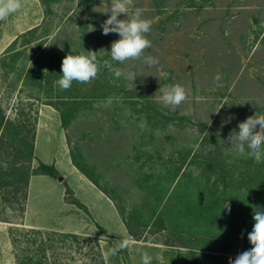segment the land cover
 Wrapping results in <instances>:
<instances>
[{
    "label": "rangeland",
    "instance_id": "rangeland-1",
    "mask_svg": "<svg viewBox=\"0 0 264 264\" xmlns=\"http://www.w3.org/2000/svg\"><path fill=\"white\" fill-rule=\"evenodd\" d=\"M108 2L22 0L19 12L0 21V61L13 42L8 39L36 28L19 39L16 47L24 52L15 69L9 74L0 69V104L12 119L0 125V264H18L11 232L17 226L54 232L45 237L54 243L48 254L57 264H141L142 252L152 257L151 264H230L243 251L238 229L250 233L254 208L264 210V163L256 164L247 150L242 155L228 141L240 122L264 115V0H133L128 17L118 18L143 9L152 22L147 34L152 46L144 55L158 58L154 66L111 59V43L120 37L102 34L108 16L101 11ZM25 41L29 44L22 46ZM86 51L96 52L100 72L91 83L73 82L66 94L56 84L62 60ZM104 61L134 73L135 81L115 78ZM27 69H43L52 83L42 89ZM177 83L188 98L176 109L165 108L159 88ZM71 93L80 96V104L64 128L52 103ZM30 117L37 118L36 140L39 133L33 154L30 134L24 139V123L15 120ZM72 151L122 203L125 215L136 212L140 240L119 209L70 172ZM54 159L68 179L33 174L26 199L20 167L32 170ZM65 181L91 211L67 206L64 193L69 202L76 196L66 192ZM223 203H230V212ZM74 232L82 238L66 236ZM120 239L130 247L109 256Z\"/></svg>",
    "mask_w": 264,
    "mask_h": 264
},
{
    "label": "clouds",
    "instance_id": "clouds-1",
    "mask_svg": "<svg viewBox=\"0 0 264 264\" xmlns=\"http://www.w3.org/2000/svg\"><path fill=\"white\" fill-rule=\"evenodd\" d=\"M133 5V0H109L103 5L101 13L108 18L101 24L102 34L108 35L116 33L119 39L111 43L110 56L113 61L120 64L130 60H141L143 63L154 66L159 63L158 58L145 56V50L152 46L147 38L152 28V22L143 17V9L137 7L129 19H119L122 14L129 15V7ZM22 0H0V21L7 20L22 8ZM94 30V29H92ZM102 65L97 59L96 52L86 51L73 55H66L61 64L62 75L56 81L60 90H69L73 82L88 84L95 80ZM103 67L113 71L115 78L121 77L135 81L134 73L125 72L122 69H112L108 61H104ZM219 73L214 77L219 82ZM161 95L158 101L170 109L178 108L188 98V90L180 84L169 85L159 88ZM257 126H259L257 130ZM239 131H233L228 141L231 146L240 154H245L247 150L256 164L264 163V115L247 117L238 124ZM223 209L231 211L230 203H223ZM254 225L252 231L248 233V241L251 244L249 250H245L232 258L230 264H264V210L254 208ZM130 247L127 239L117 240L109 249V256H116L121 251ZM141 264H151L152 257L147 252L141 254Z\"/></svg>",
    "mask_w": 264,
    "mask_h": 264
},
{
    "label": "trees",
    "instance_id": "trees-1",
    "mask_svg": "<svg viewBox=\"0 0 264 264\" xmlns=\"http://www.w3.org/2000/svg\"><path fill=\"white\" fill-rule=\"evenodd\" d=\"M36 32V28H33L31 30H28L27 32L19 35L7 48V50L3 53L2 59L0 61V69L4 68L5 73L9 74L12 70L15 69L16 62L17 60L21 57V54L24 52L20 49H17V44L19 42V39L25 36H28L30 34H33ZM29 44V42L25 41L22 46H26ZM52 69V68H50ZM59 72H61V67L59 68ZM35 74L37 76H35ZM27 77L33 78V76L39 80V86L44 89V84H48V81L52 83V80H49V75L45 73L43 69H27L26 71ZM60 78V76H59ZM69 90H64L65 93L67 94ZM49 92V91H48ZM49 94V93H48ZM97 96V95H94ZM103 96V95H101ZM97 96V97H101ZM51 98V96H49ZM56 97V96H55ZM59 97V101L61 100L60 103H52L53 106L58 109L61 113V120L64 128L69 127L71 120L73 116L75 115V112L78 109L79 106V100L80 96L76 93H71L68 95H60L57 96ZM63 105V106H62ZM20 114L22 113L23 108L20 107ZM20 114L18 117H20ZM21 119V118H20ZM20 119H15L19 123H24L21 127V133H23L24 139L29 136L32 139V142L30 143V150L31 154H33L34 149H35V140H36V135H37V118L30 117L28 121L21 122ZM0 125L6 127L9 123L12 122V119L9 117H6V115L3 113L2 106L0 104ZM30 126V127H29ZM28 143V142H27ZM72 155V162L73 164L82 172L84 173L97 187H99L111 200L114 202L115 206L117 209H119L121 215H123L124 222L130 232V234L135 237V239L140 240L141 239V233H137L134 229V223L137 222L138 220V215L136 214L135 211H132L128 215H125V211L123 209L122 203L115 197L114 195H111L108 191H106L98 182V180L90 174L83 166V164L77 160L78 153L75 151L71 152ZM18 167H16V170ZM24 171L23 168L20 167ZM21 171L20 170V180L23 181L25 184L26 188V199H28V185L30 181V177L33 174L36 175H49L54 178H61L62 179V174L60 170L56 167L55 164H47L44 162H40L38 167L33 168L32 170L27 169V171ZM63 180V179H62ZM65 186H66V192H72L73 194V189L70 187V185L65 181ZM72 203L78 205L79 207L85 208L86 206L80 202V200L76 197L71 200ZM156 214V213H155ZM154 216V215H153ZM160 219V216L157 215L155 216V219L153 223L151 224L152 226L156 224V221ZM142 224L144 225L145 228L149 227L148 222H143L141 221ZM155 223V224H154ZM158 224V223H157ZM158 226V225H157ZM98 227L103 231L107 232L106 228H104L102 225H98ZM12 231V242L15 247L16 251V259L18 264H57L54 257L51 258V256L48 254V250L51 246H53V241L49 240V238L46 239V235L48 234H55L54 232H45L42 229L35 228V227H15L11 229ZM239 235L237 236L238 240H242L243 242V251L249 250L251 248V244L248 241V231L245 230L244 228H239ZM59 235V234H58ZM62 236V234H60ZM67 237L71 239H81L82 237L77 234V233H71L66 235ZM68 240V239H67ZM63 242V241H62ZM66 246L72 248L73 243L68 240L66 243ZM242 251V252H243ZM99 255L101 253L99 252ZM53 256L54 253H53ZM93 259V258H92ZM97 259V257L94 259V261ZM104 263V262H103Z\"/></svg>",
    "mask_w": 264,
    "mask_h": 264
},
{
    "label": "crops",
    "instance_id": "crops-1",
    "mask_svg": "<svg viewBox=\"0 0 264 264\" xmlns=\"http://www.w3.org/2000/svg\"><path fill=\"white\" fill-rule=\"evenodd\" d=\"M23 32H25V31H19L18 33H17V35H15L14 36V38L16 39L19 35L18 34H21V33H23ZM17 36V37H16ZM14 38H12V39H8V43H11L12 41H14L15 39ZM14 39V40H13ZM38 142H39V133H38V136H37V140H36V148H37V153H38ZM40 158V157H39ZM40 160H41V158H40ZM53 164H55V165H58V161H57V159H54L53 160ZM69 165V170H70V172H73V175L75 174V175H77V179L81 182V184H86V186H90L91 188H93L94 190H98V194H99V196H102L101 198H106V199H108L109 200V202H110V204L112 205V206H114L115 208H117L116 206H115V204H114V202L111 200V198H109L102 190H100L84 173H82L81 171H79L78 170V168L73 164V162H71L70 160H69V163H67V166ZM61 172V174H62V177H67V172H62V171H60ZM40 175H42V174H40ZM37 176V175H36ZM35 176V177H36ZM33 179L34 178H32L31 179V182H30V186H29V188L31 187V183H32V181H33ZM67 179H68V177H67ZM74 190V189H73ZM74 192H75V196L80 200V202L81 203H83L86 207H88V209H89V211H91V208L86 204V203H84L83 201H81V199L79 198V195L77 194V192H76V190H74ZM64 201H65V203L67 204V206H70V205H76V204H74V203H72V202H69V201H66L65 200V193H64ZM77 208V207H76ZM117 217H119V211L117 210V209H115V218L117 219ZM118 219H120V217L118 218ZM100 225V224H99ZM104 228H106V226H103Z\"/></svg>",
    "mask_w": 264,
    "mask_h": 264
}]
</instances>
